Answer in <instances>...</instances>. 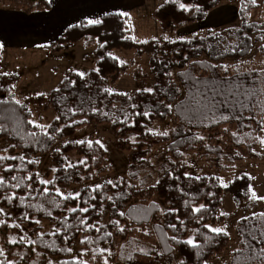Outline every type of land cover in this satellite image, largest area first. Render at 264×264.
<instances>
[{"label": "trees", "instance_id": "16d2710c", "mask_svg": "<svg viewBox=\"0 0 264 264\" xmlns=\"http://www.w3.org/2000/svg\"><path fill=\"white\" fill-rule=\"evenodd\" d=\"M230 1L235 0H169L156 10L154 16L167 28H175L201 22L217 5ZM241 1L239 27L230 28L225 33L209 30L204 36L178 40L173 44V57L163 51L159 40L144 44L154 48L150 57L155 76L152 92L116 93L110 91L106 84V78L116 80L123 67L110 53L115 49L131 50L140 46L133 40L132 25L127 16L111 13L104 15L99 24L82 21L67 28L47 48L60 52L82 41L86 47L98 43V67L86 75L69 72L51 92L49 104L56 111L57 118L48 130L30 124L33 118L31 110L25 104L16 103L13 86L17 76L0 78V142L9 143L8 156L25 157L23 161H0V177L5 180V186H0V207L4 209L0 213V264H33L37 253L43 257L60 258L58 264H105L102 247L111 245L115 238L130 244L136 241V245H148L143 242L146 237L137 239L132 233L149 225L153 229L152 238L161 251L157 258L162 257L168 262H172L177 254L184 264H207L226 250L229 236L223 232L213 233L205 225L214 227L222 221V197L226 191L239 201L250 192L252 180L243 174L225 187L215 176L189 175L185 152L214 157L217 163L223 159L234 163L247 157L245 148L248 146L251 150L254 133L261 131L258 122L264 118V73L256 70L225 72L221 67L226 60L247 57L255 44L264 50V23L249 21L251 12L258 5L253 0ZM180 4H184L187 10L181 9ZM1 6L25 13L51 8L49 0H0ZM1 52L0 44V55ZM174 70H177L179 84L174 82L172 75H168ZM8 78L9 85L6 84ZM229 78L233 86L242 85L239 94L230 99L241 101L245 106L237 103L233 109L217 105L215 114L207 111L201 106V93L210 94L213 87H230L224 83ZM44 98L41 95L39 101L42 103ZM166 105H171L172 110L169 111ZM145 112L148 115H144ZM221 113L229 119H221ZM169 117H173L177 125L168 136H157L148 131L153 121ZM93 122L109 125L122 139L132 133L138 135L135 148L130 145L125 149L131 152L129 176L140 181L141 187L118 179L95 189L84 187L75 198L65 199L57 194L54 186L40 184L36 178L39 158L51 152L58 138L72 136L77 129ZM228 126H235L236 132L235 135L224 132V142L214 137L208 141L199 138L202 132L218 134ZM30 133H36V136ZM157 144H166L167 150L156 164H152L146 156L149 147ZM63 150H77L85 161L68 167L62 153L54 154L57 165L54 181L58 185L82 179L90 181L97 171H108L107 152L97 142L66 145ZM250 154L254 155L252 151ZM137 155L141 158L138 159ZM29 160L38 163L29 164ZM8 166L16 170L6 172ZM144 170L148 172L144 178L146 181L154 174L159 176L155 185L147 189L146 181L141 179ZM29 174L32 180L27 179ZM13 175L18 177V181L11 179ZM17 182L21 187H12ZM145 192H149L148 195L155 193L168 209L163 212L158 202L145 197ZM5 195L15 197L12 204L4 200ZM20 197H24L23 203ZM84 207L89 211L81 212ZM72 208L76 212L70 211ZM196 208H201V211H194ZM105 209L110 211L113 220L102 226L98 222ZM13 217L17 218L20 226L29 230V236L10 240L11 232L21 231L14 226ZM248 217V220L240 219L237 225L241 239L239 251L236 250L224 264H264V259L258 255V249L264 245H256L254 250L245 247L244 243L251 240L249 232L253 228L264 227V219L253 215ZM37 221L53 222L56 230L42 234ZM121 223L131 230L121 231ZM170 225H175V228ZM190 235H193L197 247L177 243L187 241ZM146 236L150 237V234ZM76 243L86 251L84 258H72ZM69 248L71 251L67 250ZM141 258H148V255L142 251L130 252L126 256L127 264H137Z\"/></svg>", "mask_w": 264, "mask_h": 264}, {"label": "rangeland", "instance_id": "374dc122", "mask_svg": "<svg viewBox=\"0 0 264 264\" xmlns=\"http://www.w3.org/2000/svg\"><path fill=\"white\" fill-rule=\"evenodd\" d=\"M167 1L169 0H147V7L136 12L132 26V37L140 45L138 48L131 50L115 49L110 53L123 66L116 80H112L109 77L106 78V84L110 91L134 94L137 91L154 88L155 76L150 61L154 48L144 44L159 40L161 47L163 46V51L170 57H173V51L175 50L173 44L178 40L188 39L193 36H204L209 30L225 33L228 29L241 25L238 10L242 1L235 0L220 3L201 22L167 28L154 16L156 10ZM255 2L258 8L251 12L249 21L264 23V0H255ZM165 37H168V39H165ZM52 42L46 45L48 46ZM262 44L264 45V32ZM1 46L0 78L4 76H17V81L13 86L15 100L25 104L31 110L32 121L45 126L42 130H48L52 122L57 118V113L50 106L48 97L65 79L67 74L75 72L80 75H86L91 71H96L98 67L96 55V50L99 47L98 43L86 47L82 41L67 46L60 52L44 48V46L23 51L24 49L16 47V44L8 43L6 45L5 42ZM223 64L228 66L230 72L256 70L264 73V50L261 49L259 44H255L247 57L241 60H226ZM176 74L177 70H174L172 78L175 83L179 84ZM9 78L6 81L7 85L10 82ZM41 95L45 96L42 103L39 101ZM176 125L177 122L173 117H169L166 120H155L149 125L148 131L151 129L149 131L151 134L161 136L159 133L164 131L169 133ZM224 132L234 134L236 127H225L218 134L202 132L201 136L207 141L209 138L214 137L224 142L226 140ZM261 139H264V131L254 133V138L251 141L254 143L253 147L251 150L248 146L245 148L247 157L239 159L234 163L225 159L217 163L214 157H204L197 152H185V164L187 165L189 175L196 177L215 176L220 179L222 185L226 184L227 186L243 174L248 175L252 180L250 192L239 201H235L230 192L226 191L224 193L221 213L224 212L228 215L222 216V221L214 226V228H223L227 225L226 231L229 236V244L223 253L214 256L207 264H224L228 262L233 253L240 248L241 239L237 231L239 220L244 216H251L253 213H264V201H253L251 199L253 191L257 196H264V144L260 143ZM79 141L97 142L106 150L108 171H97L96 176L90 181L82 179L81 181L69 184H56L54 180L57 165L54 162V154L62 153L68 167L83 163L85 157L79 154L77 150L68 152H64L63 150L66 145L81 144ZM137 142L138 135L135 133L129 134L126 138L122 139L112 131L109 125H101L94 122L89 123L77 129L76 133L72 136L58 138L51 152L40 156L36 173H39L40 179L51 181L52 183L47 184V186H54L56 192L59 189L63 197H75L80 194L84 187L95 189L97 186L100 187L109 181L114 183L118 179H124L129 185L140 186V181H135L129 176L131 152L125 149L126 146L130 145L135 148ZM8 147L9 143L7 141L0 142V156L8 155L5 151ZM166 150V144L152 145L148 149L146 160H149L152 164H156ZM251 151L254 155L250 154ZM137 156L138 159L141 158V156ZM147 174L148 172L144 170L141 173V179H144ZM158 178L159 176L154 174L153 178L147 179V181L144 179L147 183L146 189L149 186L155 185ZM148 194L149 192H145V197L150 201L158 202L163 212L168 209L155 193ZM112 220L110 211L105 209L98 224L107 226ZM13 223L14 225H19L17 230L21 231L11 232L9 235L11 241L22 240L24 237L30 235L29 230L20 226L17 218L13 217ZM38 224L41 227L40 233L42 234L53 233L56 230L53 222L39 221ZM119 227L124 231L126 228L131 230L124 223H121ZM142 233L143 235H141ZM147 234H150V237H147ZM152 234L153 229L151 225L133 231L132 235L135 236L134 238L141 239V237H146V241L143 240V242L148 243V245L145 246L136 245V241L130 244L128 241L121 242L115 238L111 245L101 248L105 261H107V264H127L126 256L136 250L148 255V258L139 259L137 264H179L180 259L177 254H175L172 262H168L162 257L157 258V253L160 255L161 251L152 238ZM30 238L34 240L32 236ZM189 239L194 241L193 235L187 238V240ZM85 253L86 251L76 243L73 248L72 258H84ZM60 260V258L43 257L40 253H37L36 261L33 264L47 262L58 264Z\"/></svg>", "mask_w": 264, "mask_h": 264}, {"label": "crops", "instance_id": "0c3cea01", "mask_svg": "<svg viewBox=\"0 0 264 264\" xmlns=\"http://www.w3.org/2000/svg\"><path fill=\"white\" fill-rule=\"evenodd\" d=\"M146 2L147 0H49L50 10L32 13L3 6L0 7V44H16L23 51L38 46L47 48V43L56 41L70 26L82 21L100 20L111 13H127L125 16L133 26L136 12L147 7Z\"/></svg>", "mask_w": 264, "mask_h": 264}, {"label": "snow or ice", "instance_id": "6c2138e0", "mask_svg": "<svg viewBox=\"0 0 264 264\" xmlns=\"http://www.w3.org/2000/svg\"><path fill=\"white\" fill-rule=\"evenodd\" d=\"M253 3H255V0H253ZM180 8L187 10V8H186V6L184 4H180ZM119 15H127V13H119ZM99 23H101L100 20H88V24H99ZM165 39H168V37H165ZM212 67H216V65H213ZM221 67L224 68L225 72L228 71V66L227 65H224V66H221ZM168 75L171 76L172 73H168ZM181 75H184V74L181 73ZM224 83L228 84L230 87H226V88L213 87L211 89L210 94L209 93H201V96L203 97V103L201 104V106L206 108L207 111L213 112V114H215L214 110L217 108V105H219L221 108L232 107L233 109L236 107L237 103H239L241 105V107L245 106L243 104V102H241V101L230 99V98H232V97H234V96L239 94V89L242 87V85L241 84H235L233 86L231 78H229L226 81H224ZM144 91L152 92L153 89H151V88L144 89ZM177 91H179V89H177ZM16 103L19 104L20 101H16ZM133 107H135V105H133ZM166 107L168 108L169 111L172 110V106L171 105H166ZM144 115H148V113L145 112ZM237 118H239V117H237ZM221 119L227 120V119H229V117L226 116V115H223L221 113ZM250 119H252V117H250ZM29 123L33 124L34 127H37V128H40V129H43L45 127L44 125L36 124L34 121H29ZM258 123L260 124L261 131H264V118H262V120L259 121ZM0 130H2V129H0ZM149 131H151V129ZM159 134L163 135L165 137L169 135V133L167 131H164V132L159 133ZM30 135L35 137L36 133H30ZM233 135H235V134H233ZM49 138L51 139V137H49ZM199 138L203 139V137H199ZM79 143H83V141H79ZM260 143L264 144V139H261ZM5 151H7V149H5ZM17 159H19L20 161H23L25 159V157L23 155H21V156H8V155L0 156V161L17 160ZM28 163L29 164H34V163H38V161L29 160ZM14 170H16V169H14L12 166H8L7 168H5L6 172H12ZM20 170L22 171V169H20ZM36 178L39 179L40 184H43V185H47L49 183H52L51 181L40 179L39 173L36 174ZM11 179L13 181H18V177L15 176V175H13L11 177ZM27 179L32 180L33 179L32 175L29 174ZM108 183L111 184L112 182L109 181ZM0 186H5V180H4L3 177H0ZM113 186H115V185H113ZM224 186L227 187L226 184ZM12 187L20 188L21 187V183L17 182L15 184H13ZM29 187H31V186L29 185ZM97 187H99V186H97ZM44 191L46 192L47 189H44ZM57 194L58 195H62V193L59 192V189H57ZM68 198H75V197H70V196L69 197H65V199H68ZM14 199H15L14 196H8V195L4 196V200H6L8 204H12ZM93 199H95V197H93ZM109 199H111V198L109 197ZM251 199L253 201H264V196H257V194L253 191L252 194H251ZM23 200H24V197H20L21 203H23ZM201 208H203V206H201ZM201 208H196V209H194V211L200 212ZM70 211L76 212V209L72 208V209H70ZM80 211L86 213V212L89 211V209L87 207H84V208H81ZM3 212H4V209L2 207H0V213H3ZM5 214H7V213H5ZM49 215H50V213H49ZM120 215H123V213H120ZM221 215L224 216V215H228V214L222 212ZM256 216H259L261 219H264V213H253V217H256ZM241 219L242 220H248L249 217L244 216ZM37 223H38V221H37ZM116 223H118V222H116ZM14 226L15 227H19V225H14ZM170 227L175 228V225H170ZM205 227L209 228V230L211 232L216 233V234H220L222 232L225 235L228 234L227 231H226L227 225H225L223 228H219V227L214 228V227H211V225H205ZM120 230L123 231V229H120ZM257 232L259 233V235H256ZM249 236L251 237V240L244 242L245 243V247L255 250L256 249V245H264V227L253 228L249 232ZM173 239H175V237H173ZM253 241H255V244L252 243ZM177 243H186L188 245H191L192 247H197V245L194 243V241L192 239H189V240L183 241V242L182 241H177ZM67 250L71 251L70 248L67 249ZM237 251H239V249ZM258 255L262 259H264V247H260L258 249ZM49 264H51V262H49ZM105 264H107V261H105ZM180 264H184V262L180 261Z\"/></svg>", "mask_w": 264, "mask_h": 264}]
</instances>
